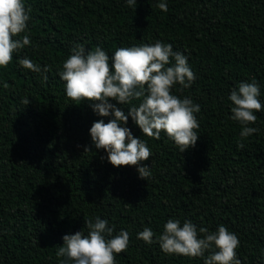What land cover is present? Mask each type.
<instances>
[{
  "label": "trees",
  "instance_id": "obj_1",
  "mask_svg": "<svg viewBox=\"0 0 264 264\" xmlns=\"http://www.w3.org/2000/svg\"><path fill=\"white\" fill-rule=\"evenodd\" d=\"M160 2L25 0L31 44L0 68V264H73L57 256L62 237L87 235L85 220L96 216L115 226L113 235L129 234L116 264H204L208 253L161 250L157 238L169 219L211 232L223 225L239 238L241 264H264V110L249 125L260 131L242 140L229 100L239 83L255 81L264 105V0H164L167 12ZM157 41L188 58L196 79L173 94L199 104L200 127L195 147L181 153L165 133L144 136L129 116L126 126L152 153L146 181L94 147L93 123L113 117L68 98L59 72L77 44L111 58L118 48ZM23 58L50 66L47 81L23 68ZM140 102L117 107L127 114ZM145 227L156 234L152 244L137 238Z\"/></svg>",
  "mask_w": 264,
  "mask_h": 264
},
{
  "label": "clouds",
  "instance_id": "obj_2",
  "mask_svg": "<svg viewBox=\"0 0 264 264\" xmlns=\"http://www.w3.org/2000/svg\"><path fill=\"white\" fill-rule=\"evenodd\" d=\"M127 4L135 7L137 0H127ZM157 7L168 11L164 0ZM30 13L31 8H26L25 0H0V68H6L14 54L31 44L29 35L25 34ZM71 51L59 76L65 82L68 98L77 104L89 102L100 117H113L107 123L100 119L90 128L92 144L107 153V161L112 166L134 167L139 178L146 181L152 174L145 163L152 155L151 150L126 126L129 116L144 136L159 140L161 133H165L181 153L195 147L200 127L196 114L201 108L190 98L181 99L173 94L176 85L190 88L196 79L183 53L173 51L171 44L161 41L118 48L111 58L101 47L86 50L77 44ZM18 63L34 73H43L47 81L50 66L41 68L28 58ZM260 95V86L253 81L239 83L229 96L233 105L231 119L241 125L242 140L260 131L249 126L257 121L255 113L264 110ZM133 100L141 102L131 106L127 114L117 107V104L132 105ZM22 103L30 101L24 98ZM244 146L243 142H238L240 149ZM84 151L87 153L91 149L85 147ZM85 225L87 235L82 230L62 237L64 243L59 246L57 256L73 264H116V256L125 252L130 244L128 232L122 230L113 235L115 226L109 227L108 220L99 216L95 217V222L85 220ZM155 235L151 228L145 227L137 238L152 244ZM157 242L161 250L170 255L205 258L208 253L204 264H241L237 255L239 238L223 225L211 232L205 227L198 229L191 221L181 224L179 220L169 219Z\"/></svg>",
  "mask_w": 264,
  "mask_h": 264
}]
</instances>
